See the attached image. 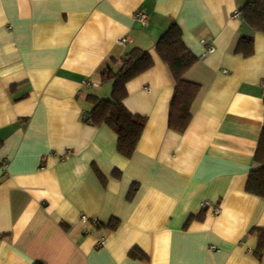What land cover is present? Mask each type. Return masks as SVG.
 Instances as JSON below:
<instances>
[{"label":"crops","instance_id":"0c3cea01","mask_svg":"<svg viewBox=\"0 0 264 264\" xmlns=\"http://www.w3.org/2000/svg\"><path fill=\"white\" fill-rule=\"evenodd\" d=\"M246 2L0 0V264H264L251 231L264 199L245 191L264 31L242 19ZM173 23L197 57L184 78L200 85L182 134L168 129L175 81L155 51ZM245 37L249 56L236 51ZM133 49L154 63L125 87V108L146 118L125 158L114 131L88 122L87 97L110 98L101 74Z\"/></svg>","mask_w":264,"mask_h":264},{"label":"trees","instance_id":"16d2710c","mask_svg":"<svg viewBox=\"0 0 264 264\" xmlns=\"http://www.w3.org/2000/svg\"><path fill=\"white\" fill-rule=\"evenodd\" d=\"M240 13L244 22L254 31H264V0H247ZM155 51L169 67L175 81L168 110V129L182 134L191 121V106L200 92V85L184 78V74L197 61V57L184 45L182 32L175 23L156 42ZM236 51L244 56L251 55L252 39L242 38ZM153 63L149 53L133 49L119 60L116 72L107 68L101 74L102 82L111 83L110 98L87 97L91 104L88 122L92 126L106 125L114 131L117 136L116 150L125 158H130L134 153L146 123L145 117L132 114L125 108L123 103L127 95L125 87L129 81L149 70ZM253 161L254 167L249 172L245 191L264 199V129L261 131ZM136 188V186L131 188L130 197L135 194ZM196 218L200 219L201 215ZM114 228V224L110 226V229ZM251 231L258 234L255 255L260 260L264 247V229L254 228ZM130 256L145 258L137 249H133Z\"/></svg>","mask_w":264,"mask_h":264},{"label":"built area","instance_id":"2783aa9c","mask_svg":"<svg viewBox=\"0 0 264 264\" xmlns=\"http://www.w3.org/2000/svg\"><path fill=\"white\" fill-rule=\"evenodd\" d=\"M238 16V14H235L234 15V17H237ZM136 19L138 20V21H140L141 22V24H145L146 23V17L143 15V14H138L137 16H136ZM123 42H125V41H120V43H123ZM214 51V49H213V47L212 46H208V48H207V53H212ZM263 100H264V93H263ZM1 163V162H0ZM1 165V164H0ZM207 204H204V206H206ZM84 220H85V218H83ZM99 244L100 245H103L104 244V241H103V239L99 242Z\"/></svg>","mask_w":264,"mask_h":264},{"label":"water","instance_id":"95a60500","mask_svg":"<svg viewBox=\"0 0 264 264\" xmlns=\"http://www.w3.org/2000/svg\"><path fill=\"white\" fill-rule=\"evenodd\" d=\"M85 119H87V116H85Z\"/></svg>","mask_w":264,"mask_h":264}]
</instances>
